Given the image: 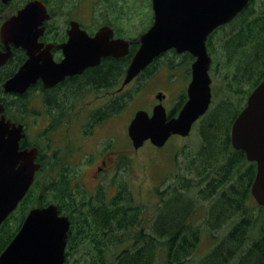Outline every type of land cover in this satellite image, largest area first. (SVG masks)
<instances>
[{
	"label": "flooded vegetation",
	"instance_id": "1",
	"mask_svg": "<svg viewBox=\"0 0 264 264\" xmlns=\"http://www.w3.org/2000/svg\"><path fill=\"white\" fill-rule=\"evenodd\" d=\"M0 1L6 10L3 16L0 15L1 25L4 20L17 14L33 0ZM39 1L44 3L45 10L43 11V7H40L38 15L40 18L38 24H41L39 27L43 29V33L38 38L39 43L42 44L38 53L49 50L56 64L66 58L67 50L64 46L69 43L74 28L93 37L102 27L109 26L113 29V38L129 41V51L125 55L102 56L98 63L80 72L65 75L53 86H47L45 81L39 78L24 93L7 92L4 89V83L27 61L29 57L27 51L23 47H15L13 43H10L12 56L5 64L0 65V72L9 75L1 83L0 104L3 105L4 110L0 111V121L4 117L6 122L22 127L18 153L36 148L35 163L39 164L33 184L9 217L15 215V219L18 218L19 207L36 182L35 195L42 197L45 184L52 180L54 183L52 201L54 202L50 201L51 203L47 205H35L30 210L55 204L59 214L69 218L71 224L68 231L67 252L70 237L73 234L76 233L81 237L87 230L92 236L100 234L103 225L99 226V220L110 219L109 224L105 223L106 227H115L121 232L123 185L121 182L117 183L114 186V193L109 196V189L106 188L107 184L103 179L105 173H118L122 170L124 163L123 153L117 148L118 139L121 140L123 137V129H120L118 120H121L125 107L140 96L147 106L140 107L138 110H146L152 115L156 105L162 104L165 107L168 94L164 89L172 81H177V77L183 76L186 79V85L177 98L178 109H172L170 112L166 109L169 118L177 116L188 100V86L192 80V65L195 57L188 51L178 53L175 49H171L156 57L140 74L125 84L127 69L140 47L139 38L142 33L136 37L130 36L122 24L152 25L155 18L152 0H147V2L150 1V11L146 14V18L142 17L140 21L139 0ZM14 2H19V7H11L15 5ZM78 35L81 34L78 32ZM5 49V45L0 40V50ZM19 49L23 53L21 62L16 57V50ZM180 57L181 60L178 61ZM124 58H129L126 66ZM175 68L181 69V73H175ZM211 68L212 65L210 75ZM161 69L169 71V78L172 81L169 78L160 79L156 85L153 79L158 76ZM150 82L155 86L150 88ZM213 82L212 77V86ZM32 91H35L36 96L35 108L28 102ZM247 99L248 96L245 105ZM34 116L38 127L36 134H32L33 138L29 128ZM120 132L118 137L117 134ZM114 142L115 149H113ZM20 166L21 160L17 161L16 168ZM87 173L90 174L87 175ZM65 180L68 181L67 188L70 194L68 197L62 192L66 187ZM58 194L59 198H57ZM65 201L70 203L67 211L62 204ZM61 204L63 209L60 207ZM15 219L13 218L12 221ZM85 220L87 222H84ZM83 224L84 229H82ZM87 242L84 241L82 244L77 242L73 245V251L78 252L79 247ZM91 246L96 251L92 243ZM118 246L123 248V244ZM69 261L70 256L66 255L65 264Z\"/></svg>",
	"mask_w": 264,
	"mask_h": 264
},
{
	"label": "water",
	"instance_id": "2",
	"mask_svg": "<svg viewBox=\"0 0 264 264\" xmlns=\"http://www.w3.org/2000/svg\"><path fill=\"white\" fill-rule=\"evenodd\" d=\"M250 1L152 0L154 23L139 38L140 47L127 69L125 84L171 49L178 53L188 51L195 61L188 100L177 116L169 118L162 104L154 107L152 115L146 110L135 113L128 126L134 149H140L147 141L162 148L173 135H190L195 122L212 103V57L207 40L218 27L233 21ZM40 7L45 10L44 3L33 0L0 25V40L6 48L0 50V65L12 56L10 43L23 47L29 56L4 83L5 91L24 93L39 78L47 86H53L65 75L98 63L102 56L128 53L129 41L113 38V29L109 26L102 27L93 37L74 28L69 43L64 46L66 58L56 64L49 50L38 53L42 46L38 38L43 33L38 24ZM3 110L0 104V111ZM21 132V126L6 122L4 117L0 121V227L30 189L39 167L35 163L36 148L18 153ZM230 135L233 148L244 151L249 161L257 163L251 193L254 200L264 206V79L248 96L246 105L232 123ZM19 160L21 166L16 168ZM70 224L67 216L59 214L55 204L32 208L0 254V264H65Z\"/></svg>",
	"mask_w": 264,
	"mask_h": 264
},
{
	"label": "trees",
	"instance_id": "3",
	"mask_svg": "<svg viewBox=\"0 0 264 264\" xmlns=\"http://www.w3.org/2000/svg\"><path fill=\"white\" fill-rule=\"evenodd\" d=\"M18 3L14 2L11 7H19ZM5 11L0 1V15ZM220 32L224 36L215 44L214 39ZM207 46L212 57L214 99L197 123L201 131L198 145L193 149L188 146L185 152L182 150L187 159L185 171L183 175L175 174L181 178V183H173L168 188L172 199L180 201L172 208L170 204L168 209L160 206L151 224L124 186L121 232L115 227H106L110 219L99 220V226L103 225L101 233L92 236L87 230L81 237L73 234L66 255L75 254L72 248L77 242L88 241L96 249L92 264H155L161 254L166 264H264V206L255 202V208L248 207L254 200L251 187L256 163L247 161L242 150L233 148L230 135L232 123L247 96L264 79V0H251L233 21L210 34ZM16 52L21 62L22 50ZM220 57L225 68L222 80L216 77L220 76V68L216 72ZM124 61L126 66L129 58ZM8 76L0 72V95L1 83ZM36 184L21 203L18 218L13 215L1 225L0 254L21 228L31 207L54 202L53 181L45 184L42 197L35 195ZM67 184L65 180L62 192L68 197ZM62 204L67 211L70 203ZM205 207L206 216L203 222H198L196 215ZM13 218L16 221H12ZM227 223L230 224L227 233L222 237L217 235ZM205 231L215 244L202 257L194 258ZM119 244L125 246L120 248ZM112 245L117 249L111 252L114 260L108 255Z\"/></svg>",
	"mask_w": 264,
	"mask_h": 264
},
{
	"label": "rangeland",
	"instance_id": "4",
	"mask_svg": "<svg viewBox=\"0 0 264 264\" xmlns=\"http://www.w3.org/2000/svg\"><path fill=\"white\" fill-rule=\"evenodd\" d=\"M138 6L140 8L141 16L140 19H145L146 14L150 11V1L149 4L147 0H139ZM123 27L128 31L130 36H137L145 32L151 24H122ZM224 36L223 32H220L216 38L214 39L215 44L219 43L220 37ZM165 59V58H164ZM181 60V57L178 58V61ZM220 62L219 65L216 66L217 73L220 68V76L216 75L217 79L223 76L222 73L225 68H222L223 61L222 57L218 58ZM179 63V62H178ZM175 73H181V69L175 68ZM162 77V78H160ZM169 71L166 69H161L158 73L157 77H154L153 81L158 85L160 79H168ZM170 79V78H169ZM171 80V79H170ZM222 80V79H221ZM172 81V80H171ZM154 83L150 88L155 86ZM186 85V79L182 77H177V81H172L170 85L165 90V93L168 94V99L165 102L166 109L170 112L172 109H178L179 103H177V98L184 90ZM215 85L212 86V93L214 95ZM141 96L134 101H131L124 109L121 120H118V124H120V129H123V137L121 140L118 139V149H120L123 153V166L122 170L118 173L110 172L105 173L103 179L107 184V189H109V196L114 193V186L117 183H120L124 186L125 189H128L131 192V196L134 200V203L140 206L143 209V216L147 220V222H153L157 210L160 206L168 209L172 208L178 200L172 199L171 192L168 191V188L173 183H181V178L176 177V173L184 174L185 167L187 164V159L185 157V151L189 148H196L200 141L201 131H199V124L196 122L193 130L190 135L187 137H182L180 135H173L170 140L166 143V145L162 148H157L152 145L149 141H147L144 146L140 149H134L130 137L128 136L127 126L134 116L135 112L141 107H146L147 104L145 100H142ZM29 105L35 108L36 96L35 91H32L28 97ZM35 119V120H34ZM32 120V124L30 123L29 132L33 137L37 131V121L34 116ZM34 121V122H33ZM199 121V120H198ZM31 122V121H30ZM33 134V135H32ZM121 132L118 133V137ZM34 138V137H33ZM113 149H115V142ZM182 150L184 152H182ZM175 164V165H174ZM90 173H87V175ZM164 193V194H163ZM254 199V198H253ZM254 201V202H253ZM256 201L252 200L249 202L248 207L250 209L256 207ZM209 204V202H206ZM208 207V205H207ZM207 207L199 210L196 215V219L198 222H203V219L207 213ZM230 224H225L222 228H220L217 232V235L224 236ZM213 243L215 241L210 238V235L205 231L202 235V240L197 248V252L194 254L195 257L199 259L205 253L210 251ZM123 246H125L123 244ZM111 251L108 252L111 260H114V255L111 254L112 251L117 250L115 245L110 246ZM73 256H70V261L68 264H92L93 257L95 255V250L92 248L91 243H85L81 245ZM155 264H166V259L163 254L159 255Z\"/></svg>",
	"mask_w": 264,
	"mask_h": 264
}]
</instances>
